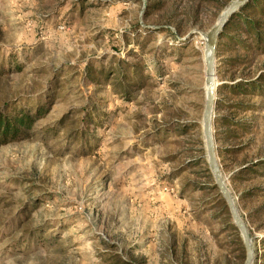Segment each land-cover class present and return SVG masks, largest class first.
I'll return each instance as SVG.
<instances>
[{
	"label": "rangeland",
	"instance_id": "1",
	"mask_svg": "<svg viewBox=\"0 0 264 264\" xmlns=\"http://www.w3.org/2000/svg\"><path fill=\"white\" fill-rule=\"evenodd\" d=\"M231 1L0 0V110L53 97L0 145V264H241L202 135L206 33ZM220 43L217 87L261 78L213 133L264 264V52ZM119 61L140 70L125 95L87 75Z\"/></svg>",
	"mask_w": 264,
	"mask_h": 264
},
{
	"label": "trees",
	"instance_id": "2",
	"mask_svg": "<svg viewBox=\"0 0 264 264\" xmlns=\"http://www.w3.org/2000/svg\"><path fill=\"white\" fill-rule=\"evenodd\" d=\"M233 28L240 35H245L250 40L242 41L236 36H232L229 32ZM228 38L229 41L235 42V45L239 49L243 50L246 54L263 53L264 52V0H249L243 7L235 12L227 21L223 31L221 32L216 48L220 46L221 39ZM245 55L242 58H244ZM241 59H230V66H234L241 61ZM237 66V65H236ZM140 74V70L136 64L128 61L117 62L115 65L109 64L107 71L103 69H92L88 67L87 75H89L96 84L108 83L111 85L114 92H120L125 95L128 92L127 87L129 84H133L134 76ZM109 75H116L114 80H110ZM260 76L256 78L244 79L236 78L232 84L227 82L221 83L217 87V96L215 102L214 126L216 128V139L221 140L222 127L233 125L231 116L228 113L223 112H238L245 111L248 107H245L244 96L247 94H260L261 89L259 87ZM226 93H231V102L226 104ZM49 97V96H48ZM53 97L49 99L41 100L32 107L23 108L15 107L13 104H5L3 109L0 110V145L6 144L11 141H17L27 136L28 130L47 112H49L52 106ZM214 188H217L214 184ZM219 198L226 208V202L221 194ZM231 228L237 234V238L240 242V248L242 251L241 264L245 259V247L240 238L239 231L234 223H231Z\"/></svg>",
	"mask_w": 264,
	"mask_h": 264
},
{
	"label": "water",
	"instance_id": "3",
	"mask_svg": "<svg viewBox=\"0 0 264 264\" xmlns=\"http://www.w3.org/2000/svg\"><path fill=\"white\" fill-rule=\"evenodd\" d=\"M248 1L249 0H232L229 5L221 12L217 22L206 33L204 49L206 100L202 118V135L205 143L208 168L214 178L215 185L219 189V192L226 202L229 213L233 219V223L241 235L246 252L243 264H253L254 248L251 243L249 232L246 229L241 217L239 216L231 194L224 185V181L221 176L220 165L215 149L213 113L217 87V83L215 81V52L217 40L229 18Z\"/></svg>",
	"mask_w": 264,
	"mask_h": 264
}]
</instances>
